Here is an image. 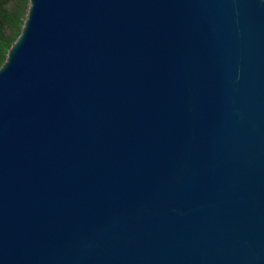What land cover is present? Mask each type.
<instances>
[{
	"label": "water",
	"instance_id": "95a60500",
	"mask_svg": "<svg viewBox=\"0 0 264 264\" xmlns=\"http://www.w3.org/2000/svg\"><path fill=\"white\" fill-rule=\"evenodd\" d=\"M0 264H264V0H29Z\"/></svg>",
	"mask_w": 264,
	"mask_h": 264
},
{
	"label": "trees",
	"instance_id": "16d2710c",
	"mask_svg": "<svg viewBox=\"0 0 264 264\" xmlns=\"http://www.w3.org/2000/svg\"><path fill=\"white\" fill-rule=\"evenodd\" d=\"M28 4L29 0H0V66L21 31Z\"/></svg>",
	"mask_w": 264,
	"mask_h": 264
}]
</instances>
